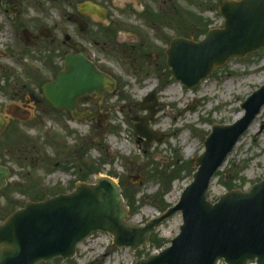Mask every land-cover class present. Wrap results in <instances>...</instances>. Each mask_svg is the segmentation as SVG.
<instances>
[{"label":"rangeland","instance_id":"obj_1","mask_svg":"<svg viewBox=\"0 0 264 264\" xmlns=\"http://www.w3.org/2000/svg\"><path fill=\"white\" fill-rule=\"evenodd\" d=\"M26 2L18 10L33 9V3ZM174 3L183 12L174 17L172 30L165 31L170 38L183 36L201 41L208 30L223 26L218 0ZM148 5L152 7V3ZM53 7L56 5L46 9L53 11ZM181 17L187 21L185 29L176 26ZM152 38L157 51L168 47V43ZM63 56L62 49L26 48L0 14V107L22 87L24 91H37V85L50 81L60 69ZM263 83L264 49L243 59H229L193 89H186L172 78L164 59L141 66L121 61V101L107 97L111 113L99 124L76 121L47 109L48 114L37 125H23L16 133L10 129L3 132L0 165L9 169L10 178L0 190V221L26 201L66 194L76 182L93 183L97 175H104L121 185L128 207L127 221L145 226L178 203L192 182L196 170L192 161L203 153L212 126L233 124L240 104ZM152 91L158 110L149 127L166 138L146 147L133 125L135 118L144 115L137 105ZM192 104L196 105L193 112H182ZM136 176L140 178L133 180ZM262 180L264 108L215 173L207 200L215 203L232 190L247 192ZM181 224L177 213L150 235L147 247L136 251L114 248L110 236L96 233L79 245L74 259L40 264H136L169 247Z\"/></svg>","mask_w":264,"mask_h":264},{"label":"water","instance_id":"obj_2","mask_svg":"<svg viewBox=\"0 0 264 264\" xmlns=\"http://www.w3.org/2000/svg\"><path fill=\"white\" fill-rule=\"evenodd\" d=\"M221 29L208 31L200 42L173 39L166 51L175 80L187 88L198 85L228 59L244 58L264 48V0H223ZM113 81L91 65L84 55H69L64 70L43 86L47 101L56 109L73 112L77 99L101 94ZM140 109L149 111L134 126L148 147L162 143L165 135L149 129L156 115L154 93ZM264 107V84L241 105L243 116L231 125H214L204 142V152L193 160L196 172L179 202L160 217L138 227L127 222L128 210L118 185L109 177L95 184H77L66 195L28 202L0 224V264H37L55 258L72 259L77 244L93 232L112 236L117 248L132 251L149 245V235L180 212L182 225L170 247L136 264H264V180L248 192L230 191L216 203L207 200L214 173L222 166L241 135ZM191 105L182 112H193ZM5 125L0 117V133ZM9 173L0 167V189ZM139 179V176L133 178Z\"/></svg>","mask_w":264,"mask_h":264},{"label":"flooded vegetation","instance_id":"obj_3","mask_svg":"<svg viewBox=\"0 0 264 264\" xmlns=\"http://www.w3.org/2000/svg\"><path fill=\"white\" fill-rule=\"evenodd\" d=\"M26 1L33 3V9L18 10ZM147 1L152 7L141 0H0V13L9 20L26 48L64 51L57 73L63 69L67 54H84L101 73L113 79L111 91L77 101L76 114L99 124L111 113L107 97L121 101V61L140 66L160 59L166 63L167 48L157 51L152 37L169 45L174 37H168L165 31L172 30L174 17L183 10L175 5V0ZM52 4L56 5L53 11L46 9ZM181 18L176 26L185 29L187 21ZM37 86V91H24L22 87L0 107L4 131L37 125L42 120L47 113V102L43 84Z\"/></svg>","mask_w":264,"mask_h":264},{"label":"bare ground","instance_id":"obj_4","mask_svg":"<svg viewBox=\"0 0 264 264\" xmlns=\"http://www.w3.org/2000/svg\"><path fill=\"white\" fill-rule=\"evenodd\" d=\"M150 89H151V87H150L149 89H147V90L149 91ZM241 116H242V113L239 112V113L237 114V117H235V118H236L235 120L239 119Z\"/></svg>","mask_w":264,"mask_h":264},{"label":"trees","instance_id":"obj_5","mask_svg":"<svg viewBox=\"0 0 264 264\" xmlns=\"http://www.w3.org/2000/svg\"><path fill=\"white\" fill-rule=\"evenodd\" d=\"M123 194V193H122Z\"/></svg>","mask_w":264,"mask_h":264}]
</instances>
